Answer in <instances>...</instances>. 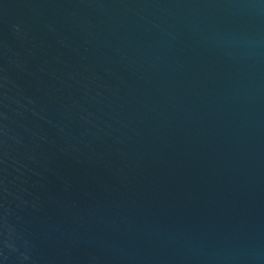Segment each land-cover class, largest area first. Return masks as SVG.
Masks as SVG:
<instances>
[{"label": "water", "instance_id": "1", "mask_svg": "<svg viewBox=\"0 0 264 264\" xmlns=\"http://www.w3.org/2000/svg\"><path fill=\"white\" fill-rule=\"evenodd\" d=\"M0 264H264V0H0Z\"/></svg>", "mask_w": 264, "mask_h": 264}]
</instances>
